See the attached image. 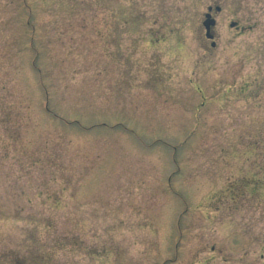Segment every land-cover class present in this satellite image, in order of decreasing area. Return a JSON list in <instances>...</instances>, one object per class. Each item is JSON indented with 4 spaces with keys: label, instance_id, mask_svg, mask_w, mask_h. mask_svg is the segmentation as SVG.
<instances>
[{
    "label": "rangeland",
    "instance_id": "rangeland-1",
    "mask_svg": "<svg viewBox=\"0 0 264 264\" xmlns=\"http://www.w3.org/2000/svg\"><path fill=\"white\" fill-rule=\"evenodd\" d=\"M0 264H264V0H0Z\"/></svg>",
    "mask_w": 264,
    "mask_h": 264
},
{
    "label": "water",
    "instance_id": "water-1",
    "mask_svg": "<svg viewBox=\"0 0 264 264\" xmlns=\"http://www.w3.org/2000/svg\"><path fill=\"white\" fill-rule=\"evenodd\" d=\"M215 10H219L218 7H215ZM211 7H207V11L204 14V19L202 20V26L204 28V36L206 39L211 40L212 34L210 32V28L214 25V19L210 16ZM210 46H214V42L211 40Z\"/></svg>",
    "mask_w": 264,
    "mask_h": 264
},
{
    "label": "trees",
    "instance_id": "trees-1",
    "mask_svg": "<svg viewBox=\"0 0 264 264\" xmlns=\"http://www.w3.org/2000/svg\"><path fill=\"white\" fill-rule=\"evenodd\" d=\"M24 257V256H23ZM40 257V256H39Z\"/></svg>",
    "mask_w": 264,
    "mask_h": 264
}]
</instances>
